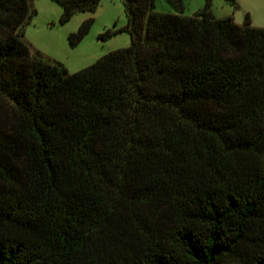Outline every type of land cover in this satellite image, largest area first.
Masks as SVG:
<instances>
[{"label":"trees","instance_id":"trees-1","mask_svg":"<svg viewBox=\"0 0 264 264\" xmlns=\"http://www.w3.org/2000/svg\"><path fill=\"white\" fill-rule=\"evenodd\" d=\"M120 1L130 44L70 73L0 0V264H264V28Z\"/></svg>","mask_w":264,"mask_h":264},{"label":"rangeland","instance_id":"rangeland-1","mask_svg":"<svg viewBox=\"0 0 264 264\" xmlns=\"http://www.w3.org/2000/svg\"><path fill=\"white\" fill-rule=\"evenodd\" d=\"M205 0H182V15L191 16L200 9ZM210 0V11L214 18L230 16L236 24H242L245 15L250 25L264 28V0ZM35 14L24 26L22 40L39 50L50 60L58 61L67 72L77 71L95 62L102 55L130 44L128 33L119 32L104 39L105 29L125 23L126 18L120 0H99L94 11H77L64 23L59 24L60 5L54 0H32ZM152 10L174 13L165 0H154ZM88 17L92 22L81 40L70 46L67 34L75 31L80 22Z\"/></svg>","mask_w":264,"mask_h":264}]
</instances>
